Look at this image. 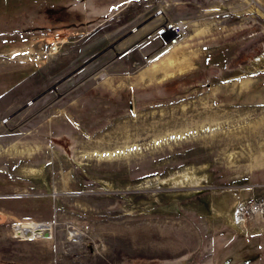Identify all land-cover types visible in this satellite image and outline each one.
Wrapping results in <instances>:
<instances>
[{
    "label": "rangeland",
    "instance_id": "rangeland-1",
    "mask_svg": "<svg viewBox=\"0 0 264 264\" xmlns=\"http://www.w3.org/2000/svg\"><path fill=\"white\" fill-rule=\"evenodd\" d=\"M0 262L264 264V0H0Z\"/></svg>",
    "mask_w": 264,
    "mask_h": 264
},
{
    "label": "built area",
    "instance_id": "built-area-1",
    "mask_svg": "<svg viewBox=\"0 0 264 264\" xmlns=\"http://www.w3.org/2000/svg\"><path fill=\"white\" fill-rule=\"evenodd\" d=\"M162 10H158L156 13L160 14ZM184 31V27L179 21H165L159 29V34L167 38V43L169 45L176 44ZM59 35H55V38L50 44V50L56 51L59 46ZM45 222H42V225ZM47 224V223H45ZM44 226V225H43ZM22 228H27V225H24L22 222H17L14 224V231L18 235H23L21 232ZM41 236V235H40Z\"/></svg>",
    "mask_w": 264,
    "mask_h": 264
},
{
    "label": "bare ground",
    "instance_id": "bare-ground-1",
    "mask_svg": "<svg viewBox=\"0 0 264 264\" xmlns=\"http://www.w3.org/2000/svg\"><path fill=\"white\" fill-rule=\"evenodd\" d=\"M24 225H27V228H22L21 232L24 236H36L39 231V226L36 223H23Z\"/></svg>",
    "mask_w": 264,
    "mask_h": 264
},
{
    "label": "trees",
    "instance_id": "trees-1",
    "mask_svg": "<svg viewBox=\"0 0 264 264\" xmlns=\"http://www.w3.org/2000/svg\"><path fill=\"white\" fill-rule=\"evenodd\" d=\"M37 22V21H36ZM39 23H33L30 27H25L24 30H36V29H40L42 26L38 25ZM0 264H4L3 262H0Z\"/></svg>",
    "mask_w": 264,
    "mask_h": 264
}]
</instances>
